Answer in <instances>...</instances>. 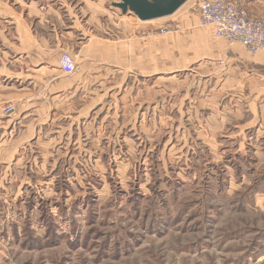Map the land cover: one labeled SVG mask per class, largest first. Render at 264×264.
<instances>
[{
    "label": "rangeland",
    "instance_id": "obj_1",
    "mask_svg": "<svg viewBox=\"0 0 264 264\" xmlns=\"http://www.w3.org/2000/svg\"><path fill=\"white\" fill-rule=\"evenodd\" d=\"M97 2L106 7L98 19L115 38L122 12L112 4L118 0ZM198 3L189 0L173 16L144 24L124 20L145 25V36L159 38L167 48L193 43L198 49L194 36L211 30L199 23ZM74 11L82 16L79 8ZM163 51L160 83H176L171 88L177 99L193 92L186 83H216L218 68L223 81L246 83L247 70L236 64L227 73L223 58L195 63L182 58L185 50L177 52L181 57ZM170 69L179 72L163 71ZM135 74H129L128 83L141 82ZM10 107L14 110L6 112ZM1 110L8 116L18 108L5 104ZM179 118L147 120L136 128V119H129L134 127L125 136L129 142L113 137L112 144L97 142L94 148L91 137L81 135L79 150L70 146L60 152L48 144L51 136L45 135L44 144L33 143L24 127L2 128L0 264H264V183L250 175L257 155L235 152L232 139L208 130L207 120ZM109 128L116 131L115 125ZM258 185L263 186L259 191Z\"/></svg>",
    "mask_w": 264,
    "mask_h": 264
},
{
    "label": "crops",
    "instance_id": "obj_2",
    "mask_svg": "<svg viewBox=\"0 0 264 264\" xmlns=\"http://www.w3.org/2000/svg\"><path fill=\"white\" fill-rule=\"evenodd\" d=\"M78 1L0 0V130L8 127L10 132H16L18 126L24 127L25 136L33 135L29 140L33 143L41 140L44 144L45 135L51 136L48 144L56 145L60 152L70 146L79 150L81 135L91 137L94 148L97 142L103 146L112 144L113 137H120L123 144L129 142L127 132L134 128L127 122L129 119H136V128L147 120L177 119L179 114V119L207 120L208 130H220V134L232 139L235 152H254L256 169L250 175L263 185L264 169L256 171L264 166V52L251 57L244 47H227L222 40L212 38L215 32L211 28L194 36L198 49L193 43L185 49L167 48L159 38L146 37L147 27L141 25L144 23L121 9L117 24L120 29L113 38L98 19L106 14L105 5L97 0ZM244 2L252 15L264 16V0ZM76 7L81 17L74 11ZM126 17L138 19L141 24H130L124 20ZM162 50L168 56L173 50L178 57L185 50L182 58L197 60L195 63L223 58L228 63L227 73L236 64L241 65L247 70L246 83L223 81L224 72L219 75L218 68L216 83H186L192 84L193 92L185 91L177 99L173 92L176 90L171 88L176 83H160ZM64 52L74 56L80 72L68 76L60 69ZM103 73L107 74L103 79H90ZM130 73H136L142 83H128ZM181 97L184 101L180 105L177 100ZM5 104H15L18 111L3 116L1 109ZM111 125H115V132L109 128ZM199 125L204 129L202 123ZM152 131L149 134L153 138L154 125ZM108 136H112L110 141ZM92 153L95 166V151ZM262 185H258V191Z\"/></svg>",
    "mask_w": 264,
    "mask_h": 264
},
{
    "label": "built area",
    "instance_id": "obj_3",
    "mask_svg": "<svg viewBox=\"0 0 264 264\" xmlns=\"http://www.w3.org/2000/svg\"><path fill=\"white\" fill-rule=\"evenodd\" d=\"M197 12L200 25L213 29L218 39L239 44L251 55L264 52V16L252 15L244 0H199ZM59 66L67 75L80 71L74 57L67 52L62 53ZM13 110L10 107L6 112Z\"/></svg>",
    "mask_w": 264,
    "mask_h": 264
},
{
    "label": "water",
    "instance_id": "obj_4",
    "mask_svg": "<svg viewBox=\"0 0 264 264\" xmlns=\"http://www.w3.org/2000/svg\"><path fill=\"white\" fill-rule=\"evenodd\" d=\"M189 0H119L115 5L125 14L130 12L142 22L173 16Z\"/></svg>",
    "mask_w": 264,
    "mask_h": 264
},
{
    "label": "trees",
    "instance_id": "obj_5",
    "mask_svg": "<svg viewBox=\"0 0 264 264\" xmlns=\"http://www.w3.org/2000/svg\"><path fill=\"white\" fill-rule=\"evenodd\" d=\"M239 155H240V153L237 155V157H239ZM232 163H230V164H228V165H231ZM236 167H239L238 165H236ZM239 169H240V167H239ZM157 184H159L157 181H156V185ZM43 220H45V218L43 219Z\"/></svg>",
    "mask_w": 264,
    "mask_h": 264
}]
</instances>
